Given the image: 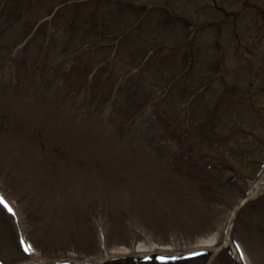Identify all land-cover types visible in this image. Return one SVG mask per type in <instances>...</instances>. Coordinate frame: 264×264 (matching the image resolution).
Instances as JSON below:
<instances>
[{
    "label": "rangeland",
    "instance_id": "1",
    "mask_svg": "<svg viewBox=\"0 0 264 264\" xmlns=\"http://www.w3.org/2000/svg\"><path fill=\"white\" fill-rule=\"evenodd\" d=\"M248 1L242 9L243 0L78 1L83 9L76 13L77 25L82 24L74 27L83 32L82 39L74 34L69 39L61 27L74 18L65 11L52 19L58 29L49 23L24 50L23 19L7 26L0 20V188L11 199L3 197L23 235L36 246L28 258L19 254L10 233L12 223L16 230L17 225L0 207V255L7 264L52 258L77 264L117 255H176L196 248L209 249L206 264H232L228 254L235 264H264V98L254 99L245 85L251 76L258 78L250 72L249 60L258 71L264 69V22L252 24L249 19L253 3L262 5L264 0ZM160 5L194 20L181 15V21L153 30L164 17ZM131 6H139V12H129ZM138 13L144 14L143 26L127 29ZM103 18L127 27L132 33L127 41H136L138 48L147 41L165 51L176 43H191L200 61L184 74V81L176 79L179 66L166 89L170 69L161 78L144 80L146 71L139 63L143 53L136 50L126 58L123 43L117 60L123 56L127 66L115 69L118 80L92 86L87 82V93L83 80L91 74L80 77L70 60L77 55L87 62L92 53L118 50L110 42L112 34L103 41L105 50L85 47L94 42L92 33ZM211 20L214 24L206 27ZM84 24L90 30L83 31ZM44 30L51 39L42 36ZM236 30L242 41L261 36L255 58H246L236 46L231 36ZM139 34L147 41H139ZM215 37L223 47L211 48ZM173 55L176 60V51ZM10 56L18 61H9ZM210 58L221 60L214 86L196 93L189 106L185 103L189 109L180 107L179 101L192 92L186 91L187 79L197 83L200 71L214 65ZM156 65L152 61L147 69ZM136 67L137 72L119 78L120 68L128 72ZM59 71L70 75L71 85L62 80L67 91L79 81L71 91L60 88ZM232 86L239 94L235 100ZM261 178V188L243 200ZM240 200L254 205L235 212ZM93 230L106 233L105 244L94 241Z\"/></svg>",
    "mask_w": 264,
    "mask_h": 264
},
{
    "label": "trees",
    "instance_id": "2",
    "mask_svg": "<svg viewBox=\"0 0 264 264\" xmlns=\"http://www.w3.org/2000/svg\"><path fill=\"white\" fill-rule=\"evenodd\" d=\"M61 2V0H36V1H33V0H30L29 1V5H25L27 8H29V9H27V11L26 12H28L29 14H28V16H29V18H31V19H33L34 21H36V19H38V18H40L42 15H46V13L47 12H49L50 10H51V8H53L54 7V5L56 4V3H60ZM21 3V2H20ZM16 9L17 8H15L14 6L12 7V10H14V11H16ZM65 9H67V10H65ZM64 10L67 12V11H69V14H75V12L77 11V5L76 4H69V5H66V7L64 8ZM60 12H63L62 10L60 11ZM98 23V25L96 26V29H95V31L93 32V33H95V35H94V38L96 39V38H100V39H102V38H105L106 37V32H105V28H106V30H108L107 28H108V24L107 23H105V19L102 21L101 19L99 20V21H97ZM110 24H115V22L114 21H110ZM4 25H5V23H4ZM87 26H89L88 24H84L83 25V27H82V29H83V31H88L89 30V27H87ZM83 36H84V34H83V32H79L78 33V36H77V39H82L83 38ZM120 41V40H119ZM143 42H146L145 41V39L143 38V40H142ZM148 42V41H147ZM80 43H82V41L80 42ZM135 44V43H134ZM133 44V45H134ZM148 44L149 43H145V44H141V45H143V48H136V49H126V50H123L124 52H125V56L124 57H129V55H131L132 53H134V54H136V50L137 51H139V52H142L143 53V56L146 54V50L149 48V47H146V46H148ZM146 47V48H145ZM161 48H157L156 49V51L154 52L155 53V55L153 56V54L151 55V56H149L148 57V59H147V62H150L149 61V59H153V57H161V59H162V63H161V65L159 66L158 64H157V66H155V67H153V69H147V68H149V67H147V65H146V67H145V69H144V71H146L145 72V74H146V76L144 75V80H146V77H148V79L149 80H156V79H158V78H161V77H163L162 75H166L167 74V71H168V69H170V71L172 72V73H168V75H174L173 73H175L174 71H176L177 70V68L179 67V63H178V61H176L174 64H172V65H168L166 68H165V66H166V64H167V62H169L170 61V64L173 62H171V60H170V58H169V56H170V54H169V51H164L163 50V48H162V46H160ZM168 50V49H167ZM119 55L122 53L121 52V50H117L116 51ZM130 52H132V53H130ZM123 56H122V58H121V56L119 57L120 58V62H119V64H123V66L124 67H126L127 66V64H125L124 62H122V59L124 58ZM140 59V58H139ZM141 62V61H140ZM139 62V63H140ZM159 62V61H158ZM166 63V64H165ZM164 65V66H163ZM168 68V69H167ZM122 71H125V70H123V68H120ZM187 70V69H186ZM169 71V72H170ZM183 71V70H182ZM183 74H184V72H183ZM161 76V77H160ZM200 77L202 76V75H199ZM178 78L181 80V81H184L185 79H183V78H185V75H181V76H178ZM195 78H197L195 81L197 82V83H195L194 84V81H192V78L191 77H189V79H187V82H186V84H187V87H186V85H185V88H186V91H188L189 89L190 90H193L194 88H193V86L194 85H196V87L198 86V85H200V84H203L205 81H206V78H204V76H202V78H199V77H195ZM169 79L167 78L166 80H165V82L166 81H168ZM193 84H192V83ZM173 84V83H172ZM164 86H165V83H164ZM163 86V87H164ZM192 86V88H190ZM63 87V86H62ZM61 87V88H62ZM68 92V91H67ZM190 93V92H189ZM182 95H184V93L182 94ZM180 99H183V97L182 98H180ZM110 263H113V262H110Z\"/></svg>",
    "mask_w": 264,
    "mask_h": 264
},
{
    "label": "bare ground",
    "instance_id": "3",
    "mask_svg": "<svg viewBox=\"0 0 264 264\" xmlns=\"http://www.w3.org/2000/svg\"><path fill=\"white\" fill-rule=\"evenodd\" d=\"M261 180H262V178L259 179V180H255L254 183H252V187L247 191L248 196L251 195L250 193L255 192L256 190H258V188H261V186L263 184V183L260 182Z\"/></svg>",
    "mask_w": 264,
    "mask_h": 264
},
{
    "label": "snow or ice",
    "instance_id": "4",
    "mask_svg": "<svg viewBox=\"0 0 264 264\" xmlns=\"http://www.w3.org/2000/svg\"><path fill=\"white\" fill-rule=\"evenodd\" d=\"M0 205H3L5 208H8L7 204L3 201L2 198H0ZM9 211H11L10 208H8ZM27 251V249H25Z\"/></svg>",
    "mask_w": 264,
    "mask_h": 264
}]
</instances>
